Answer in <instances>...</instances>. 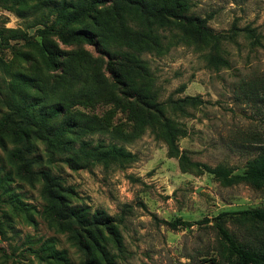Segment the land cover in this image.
Returning <instances> with one entry per match:
<instances>
[{
    "label": "rangeland",
    "instance_id": "1",
    "mask_svg": "<svg viewBox=\"0 0 264 264\" xmlns=\"http://www.w3.org/2000/svg\"><path fill=\"white\" fill-rule=\"evenodd\" d=\"M189 1V13L209 19L208 27L220 36L218 44H184L164 32L169 46L163 54L140 56L144 69L139 82L179 130L177 146L192 162L243 174L247 161L256 155L250 151L258 148L252 141L264 135V118L259 114L264 106L240 89L245 82L264 81V0ZM33 6L39 5L28 2ZM31 8L20 15L18 2L0 0V31L29 37L9 45L0 40V58L12 72L36 79L38 89L27 90L34 96H47L57 81L67 77L63 66L74 78L99 74L106 80L100 95L76 100L69 107L95 124L71 138L76 148L79 138L91 146H116L128 155L116 164H88L79 170L44 163L59 177L71 206L86 208L91 215L105 211L115 219L110 229L95 232L108 256L98 251L92 235L82 232L96 245L93 256L88 249V256L48 213L41 183L18 172L10 156L14 145L5 138L0 143V264H90L92 257L101 264H208L203 260L217 254L219 242L215 218L224 211L264 207V189L248 182L227 185L203 167H182L169 153L157 115L121 99L111 87L108 58L94 47L66 45L52 37L49 42L61 51L62 67L49 68L46 41L35 31L51 27L55 15L50 8ZM246 30H252L259 43ZM188 97L201 103L182 105ZM5 112L0 102V118ZM143 118L155 125H146ZM37 145L41 154L43 147ZM175 220L193 225L173 230L163 223ZM221 221L240 241L251 239L247 225L235 215Z\"/></svg>",
    "mask_w": 264,
    "mask_h": 264
},
{
    "label": "trees",
    "instance_id": "2",
    "mask_svg": "<svg viewBox=\"0 0 264 264\" xmlns=\"http://www.w3.org/2000/svg\"><path fill=\"white\" fill-rule=\"evenodd\" d=\"M21 5L20 15L28 11V2H37L39 9L50 8L55 15L51 27L39 28L35 35L46 41L44 54L49 68L62 67L58 57L61 51L49 39L56 38L66 45L86 44L94 47L98 53L108 58L106 71L111 80V87L122 96L123 101L133 103L144 113L154 112L164 130L169 153L178 157L182 167L185 164L203 167L204 171L222 179L227 185L248 182L264 189V135L254 138L256 155L247 161L243 174H232L222 167L210 168L207 165L192 162L177 146L179 130L165 117L163 110L150 100V91L139 82V75L144 69L140 56L146 52L163 54L170 39L184 44L217 45L220 36L208 27V18L191 15L189 0H13ZM36 7V8H35ZM37 6L33 8L38 9ZM31 8V10L33 9ZM255 43H259L252 30H246ZM7 33V35H6ZM0 31V40L9 45L12 40H27L26 34L17 31ZM171 41V40H170ZM226 63V62H225ZM66 78L55 83L47 96L28 94L29 89H38L36 79L22 73L12 72L0 58V102L7 108L0 118V143L8 138L14 145L11 158L18 165V172L30 179L38 180L42 185L41 193L46 200L48 213L66 231H69L83 251L89 256L88 249H95L82 232L92 235L98 251L108 256L106 248L97 239L95 232L101 227L110 229L115 219L105 211H96L91 215L86 208L71 206L65 196V188L59 177L44 168V163H64L73 170L85 168L88 164H116L128 154L121 148L111 146H91L85 140H79L80 147H75L71 136L79 129H89L95 124L90 117L69 110L76 100L82 101L100 95L106 86L99 74L83 79L70 75L63 66ZM96 79H95V78ZM245 96H253L264 106V81L245 82L240 85ZM201 103L197 97H188L182 105L195 106ZM263 115L264 109L259 113ZM144 119V118H143ZM145 124L154 126L152 120ZM76 141V142H77ZM43 152L37 154L38 145ZM227 215L248 227L250 240L240 241L222 223ZM210 222L203 220L202 223ZM171 229L180 226H192V222L183 220L163 221ZM217 230V254L204 259L208 264H264V207H254L235 212H221L215 218ZM90 264H101L93 258Z\"/></svg>",
    "mask_w": 264,
    "mask_h": 264
}]
</instances>
